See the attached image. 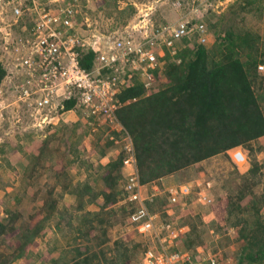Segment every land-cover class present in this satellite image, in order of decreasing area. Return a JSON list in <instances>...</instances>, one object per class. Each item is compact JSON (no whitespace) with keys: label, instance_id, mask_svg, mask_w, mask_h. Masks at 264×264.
<instances>
[{"label":"trees","instance_id":"1","mask_svg":"<svg viewBox=\"0 0 264 264\" xmlns=\"http://www.w3.org/2000/svg\"><path fill=\"white\" fill-rule=\"evenodd\" d=\"M254 4V0H244L239 1L237 6L245 11L247 6ZM235 8L236 5L231 6L232 10ZM218 20L204 24L205 33H201L207 38L204 41L198 36L192 37L196 32L193 29L177 40L174 47H162L163 53L158 58L164 86L148 90L147 76L137 72L132 85L123 87L118 95L124 105L118 109L117 118L132 137L139 179L148 186V194L152 192L153 184L162 177L176 172L181 174L203 160L227 154L228 150L238 146H250L251 142L264 136V75L258 71L259 65L264 66V44H260L259 37L252 36L246 28L232 25L228 29H217ZM211 37L215 39L213 42ZM93 60L92 50L82 52L83 67L91 68ZM9 73V66L0 60V88L5 92L9 85L5 83ZM76 103L77 98L72 97L64 101V106L70 110ZM63 125L66 124L57 125V130L49 139L63 131ZM75 131L70 138L83 139L81 132ZM124 137L125 131L118 129L111 130L104 139L105 149L100 156L107 154L110 159L106 165H99L97 174L88 169L85 180L75 181L66 170L57 172L54 188L48 190V195L34 213L25 218L26 211L8 208L6 215L0 216V264L30 261L36 240L45 235L46 224L57 215L58 220L52 226L55 233L58 235L63 226H67L76 235L72 236L73 243L49 251H59V257L51 259L48 264H135L136 251L143 245L145 253L149 245L130 243L122 238L110 245L108 236L115 218L116 221L129 222L136 231V224L129 217L139 208V202L115 207L119 196L125 200L127 195L123 171L127 155ZM44 146L36 160L43 157ZM113 150L117 153L113 154ZM85 161L89 162V159ZM35 166L31 168L33 173L37 172ZM261 168V164L254 162L246 173L237 172L240 180L235 186L236 193L218 195L219 209L234 219L233 226L242 241L236 264L264 263V188L256 190L257 183L264 176ZM99 181L104 184L100 190L96 186ZM184 183L191 187V193L181 200L186 202L192 194V186L190 181ZM58 187L59 192L72 195L77 204L59 207L61 197L57 195ZM160 190H163L162 187ZM99 196L104 198L99 210L87 209L86 205ZM22 200L19 197L16 203ZM145 203L155 216L156 226L163 224L162 235L169 233L163 222L170 207L167 194L166 197L156 195L151 200L147 198ZM158 203L164 206L158 208ZM35 214L41 217L33 221ZM74 217L76 226L72 225ZM185 225L188 224L178 221L175 228L170 229ZM179 236L171 239L174 242L171 251L189 252L197 261L201 254L195 255L191 248L180 249L176 242ZM87 237L97 240L98 251H91V246L82 249ZM7 238H12L14 243L10 245ZM149 239L146 240L152 243L153 240ZM79 240H82L81 243ZM221 259L226 261L222 256Z\"/></svg>","mask_w":264,"mask_h":264},{"label":"rangeland","instance_id":"2","mask_svg":"<svg viewBox=\"0 0 264 264\" xmlns=\"http://www.w3.org/2000/svg\"><path fill=\"white\" fill-rule=\"evenodd\" d=\"M37 1L43 4L47 0ZM58 1H60V4L58 3L59 6L75 9L73 12L75 23H93L92 26H97L99 31L106 33L114 29H125L128 27L132 31L133 40L139 43L142 42L143 35H146L142 28V23H149L148 32L156 28L162 29L167 25L171 26V31H165L167 32L165 34L166 40H170L172 39L169 37L172 35V29H176L181 23H195L196 26L200 24L208 25L219 19V24L216 26L217 29H228L232 25L246 28L252 33V36L259 37L260 44H264V0H254L255 4L247 6L245 11L237 6L239 1L244 0ZM11 5L7 8L9 13H11ZM232 5H236L233 10L231 9ZM220 15L222 16L220 17ZM13 22L12 17L2 21L0 15V51H2L5 44L4 23ZM24 23H29L28 19ZM18 31L19 28L16 29V33ZM80 33L87 36L89 32H85L83 29ZM204 33L205 31H203ZM197 36L199 39L206 37L202 36L201 33L193 32L192 37ZM214 40L211 37L210 41L213 42ZM158 50L159 52L161 51L160 49ZM6 59L0 55V60L7 62ZM258 71L261 75H264V68H258ZM164 81L162 73L158 71L153 76L152 87H162L164 86ZM10 95L9 90L5 92L1 91L0 88V216H5L8 208H13L26 211L24 217L27 218L37 210V206H41L42 201L48 195V190L54 188L56 184L55 173L66 170L68 176L76 179L75 181L85 180L89 172L87 171L88 169L94 170L93 172L97 174L99 165L102 166L109 163L110 158L107 154L103 156H100V154L105 145L104 139L110 134L111 130H118L119 125L117 123L101 122L100 120L98 122L92 119L91 122H87L83 117V113L70 111L65 116L63 114L58 116L61 119L60 122H56L57 120L54 119L50 126L48 124L42 130L37 127L31 130L29 126H32L33 122L29 120V112H23L22 110L20 117H18L17 111H12V106L8 107V103L12 101ZM78 122L81 123L78 124ZM60 124H66L63 125L65 126L63 127L64 130L49 139V136L55 133ZM75 124L77 125L75 126ZM74 129H76V133L81 132L83 139L70 138ZM37 137L38 139H35ZM114 141L117 143V140ZM43 146L45 148L44 155L41 159L36 160ZM115 153L117 151L113 150V154ZM85 159H89V162H86ZM254 162L261 164V173L264 175V136L251 142L250 146H238L228 150L227 154H219L203 160L181 174L176 172L162 177L155 183L156 186L153 185L155 188L150 194H147L148 191L144 188L141 192L149 197L150 200L156 195L166 197V194L169 200V189H174V187L182 185L183 182L190 181L192 186L191 196L186 202L179 200L172 203L169 200L168 216L165 214L163 222L166 223L168 230H170L168 225L171 228H175L174 226L178 221L181 223L184 221V223L188 224L175 229V232L178 233L176 235H180L179 240L176 241L180 249L191 248L195 255L208 251L216 252L220 257L225 258L227 263L236 264L240 255L242 241L239 240L237 228L233 226L234 219L219 209L218 195L235 194L237 191L235 186L240 180L237 172L240 174L246 173ZM34 164L37 172L33 173L31 168ZM96 186L100 190V188L104 187V184L99 181ZM160 187H162V191ZM211 187L213 188L212 191ZM261 188H264V176L261 178L260 183H257L256 190ZM56 190L57 195L61 197L59 207L65 208L71 204H77L72 195L59 192V187ZM19 197H22L23 200L21 203H16ZM204 197L210 198L211 201L205 200ZM102 203H104V198L99 196L93 203L86 206L87 209L96 211L99 210V205ZM128 203H130L128 199L122 200L121 196H119V201L115 207ZM157 205L158 208L160 205L161 207L164 206V204L160 203ZM176 207H181V209ZM72 211L74 212L73 208ZM35 215L33 221L41 217L40 214ZM57 217L58 215L46 224L45 235L36 240L33 246L32 259L27 262L17 260L12 264H48L51 259L59 257V251L49 252L51 249H58L63 244L74 242L72 236L76 234L71 227L63 226L62 231L58 235L55 233L52 226L58 220ZM112 223L113 225L108 232L110 245L113 241L120 238L134 244L139 242L147 243L149 247L155 248H160V243H166L167 241L171 243L169 251L174 245V242H171L174 237H170V233L162 235L164 234L162 223L159 224V228L158 225L156 226L158 236L153 232L140 233L137 230V226H135V231L129 225V222L123 223L121 219L116 221L115 218ZM76 224L77 220L74 217L72 225L76 226ZM97 234H99V231ZM90 238L87 237V240L80 246L83 250H86L87 246H91V251H98L100 248L96 245L97 240ZM158 238L157 243L156 240ZM146 239L153 241L149 243ZM81 241L79 240L78 242L81 243ZM7 242L10 245L14 243L12 238H7ZM144 249L142 245L136 251L135 264L142 263Z\"/></svg>","mask_w":264,"mask_h":264},{"label":"built area","instance_id":"3","mask_svg":"<svg viewBox=\"0 0 264 264\" xmlns=\"http://www.w3.org/2000/svg\"><path fill=\"white\" fill-rule=\"evenodd\" d=\"M2 1L7 7L12 4L11 17L14 21L4 23L5 44L1 54L2 58H7L5 64L10 68L5 81L9 84L6 92L9 90L12 98L8 107L12 106L18 117L22 110L28 111L29 120L33 122L29 126L31 130L35 127L42 130L48 124L50 126L54 119L60 122L58 116H65L70 111L83 113L87 122L117 123L119 129L125 131V198L130 202L138 201L140 205L130 215V221L136 224L140 233L153 232L157 235L155 216L145 203L150 198L141 192L143 188L148 190V186L139 179L132 137L117 118L118 109L124 105L118 95L123 87L132 85L137 72L147 76L146 87L148 90L152 88L153 76L161 68L158 55L163 53L162 47H174L177 40L193 29L203 33L204 25L181 23L172 29L169 36L172 39L166 40L165 31H171V26L148 32L149 23H142L146 35L139 43L133 40L128 27L106 33L92 26L93 23H75V9L59 6L58 0H47L43 4L37 0ZM7 13L8 9L0 13L2 21L7 18ZM27 19L31 25L24 23ZM15 27L19 28L18 33ZM83 29L89 32L87 36L80 33ZM88 50L94 53L93 65L89 69L81 65L82 52ZM259 68L264 66L259 65ZM72 97L77 98L76 106L67 110L64 101ZM190 192L191 187L187 184L171 188L168 190L169 200L172 203L181 201ZM204 199L211 201L210 198ZM169 233L174 238L178 234L175 229H170ZM170 246L171 243L166 241L160 243V248L149 247L141 264H229L218 253L209 251L194 261L191 253L169 251Z\"/></svg>","mask_w":264,"mask_h":264},{"label":"crops","instance_id":"4","mask_svg":"<svg viewBox=\"0 0 264 264\" xmlns=\"http://www.w3.org/2000/svg\"><path fill=\"white\" fill-rule=\"evenodd\" d=\"M8 7L6 6V4H4V2L2 1V0H0V10H3V9H7ZM2 12V11H1ZM0 12V13H1ZM11 15H12V13H7V18L8 17H11ZM102 163H103V161H102ZM124 171V170H123ZM153 185H155L156 186V184L154 183ZM148 191V190H147ZM147 194H148V192H147Z\"/></svg>","mask_w":264,"mask_h":264}]
</instances>
